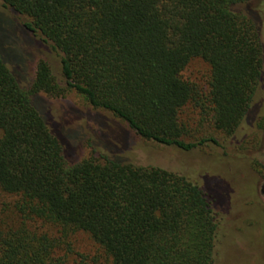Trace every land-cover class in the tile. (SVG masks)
Listing matches in <instances>:
<instances>
[{
	"label": "trees",
	"instance_id": "1",
	"mask_svg": "<svg viewBox=\"0 0 264 264\" xmlns=\"http://www.w3.org/2000/svg\"><path fill=\"white\" fill-rule=\"evenodd\" d=\"M0 1L27 21L0 20L17 23L44 57L29 81V52L14 62L0 41V194L10 198L0 200V264H214L222 191L211 178L201 186L123 162L114 138L129 131L191 152L235 134L264 78L253 0ZM195 60L209 68L201 87L183 76ZM69 90L115 123L91 129L82 159L77 131L41 98ZM77 233L93 252L70 246Z\"/></svg>",
	"mask_w": 264,
	"mask_h": 264
},
{
	"label": "rangeland",
	"instance_id": "2",
	"mask_svg": "<svg viewBox=\"0 0 264 264\" xmlns=\"http://www.w3.org/2000/svg\"><path fill=\"white\" fill-rule=\"evenodd\" d=\"M250 6L260 14V37L264 45V0H253ZM0 13L20 24L27 21L2 8L1 1ZM17 23L0 20V41L10 44L11 50H7L9 59L13 58L14 62L23 60L29 52L30 56L26 57L24 67L27 79L32 81L35 65L44 57L37 49L28 46L31 45L28 43L30 36ZM47 60L53 73L60 77L57 54L47 55ZM208 73V66L195 60L186 68L183 76L201 87ZM26 82L23 81V84L27 85ZM41 98L48 104L49 113L59 118L64 130L77 131L78 159L89 153L87 138L90 137L91 129L104 133L107 131L105 125L115 126L108 114L92 111L74 90L67 91L59 98L45 95H41ZM193 116L196 117V114ZM100 117L104 119L101 120ZM124 133L127 138L123 135H116L114 138L115 142L121 144L119 147L123 148L118 154L123 162L178 171L192 183H199L201 186L204 178H211V185L215 184L216 189L222 191L224 203L217 207L220 227L214 264H264V196L260 192L264 166V78L252 100L247 119L235 134L229 139L215 134L219 146L210 145L203 150L183 152L143 141L129 131ZM9 199L0 194L1 201ZM37 227L39 232H51L44 227L40 228V224ZM68 242L79 253L95 250V244L84 233H77Z\"/></svg>",
	"mask_w": 264,
	"mask_h": 264
},
{
	"label": "flooded vegetation",
	"instance_id": "3",
	"mask_svg": "<svg viewBox=\"0 0 264 264\" xmlns=\"http://www.w3.org/2000/svg\"><path fill=\"white\" fill-rule=\"evenodd\" d=\"M260 192L264 196V172H263L262 178H261Z\"/></svg>",
	"mask_w": 264,
	"mask_h": 264
}]
</instances>
